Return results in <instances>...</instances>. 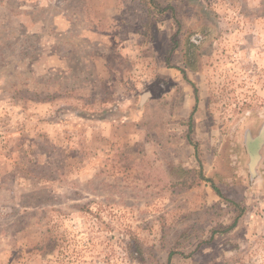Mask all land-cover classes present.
Here are the masks:
<instances>
[{
    "label": "rangeland",
    "instance_id": "374dc122",
    "mask_svg": "<svg viewBox=\"0 0 264 264\" xmlns=\"http://www.w3.org/2000/svg\"><path fill=\"white\" fill-rule=\"evenodd\" d=\"M263 127L264 0H0V264H264Z\"/></svg>",
    "mask_w": 264,
    "mask_h": 264
},
{
    "label": "water",
    "instance_id": "95a60500",
    "mask_svg": "<svg viewBox=\"0 0 264 264\" xmlns=\"http://www.w3.org/2000/svg\"><path fill=\"white\" fill-rule=\"evenodd\" d=\"M263 137H264V127L262 128V131H261V137L259 138V140H258V143H257V148H256V150L254 151V153L252 154V161H251V172H252V174H255V166H256V164L258 163V161H259V159H260V155H259V153H258V148L261 146V144H262V142H263ZM250 140V139H249ZM254 141L256 140V139H253ZM252 140V141H253ZM256 142V141H255Z\"/></svg>",
    "mask_w": 264,
    "mask_h": 264
},
{
    "label": "trees",
    "instance_id": "16d2710c",
    "mask_svg": "<svg viewBox=\"0 0 264 264\" xmlns=\"http://www.w3.org/2000/svg\"><path fill=\"white\" fill-rule=\"evenodd\" d=\"M195 93L197 94V89H195ZM197 100H198V97H197ZM195 109H196V106L194 107L193 111H195ZM207 181H209V180H207ZM213 189L216 191V193H217L218 195H221V196H222L221 192H219V190H217V188H215V187L213 186ZM172 255H173V253L170 252V254H169V260H171ZM169 260H168V263H169Z\"/></svg>",
    "mask_w": 264,
    "mask_h": 264
},
{
    "label": "flooded vegetation",
    "instance_id": "af4514ba",
    "mask_svg": "<svg viewBox=\"0 0 264 264\" xmlns=\"http://www.w3.org/2000/svg\"><path fill=\"white\" fill-rule=\"evenodd\" d=\"M258 138H260V137H258ZM258 138H256V140H255V141H256V143L258 142ZM248 145H249V144H248Z\"/></svg>",
    "mask_w": 264,
    "mask_h": 264
}]
</instances>
